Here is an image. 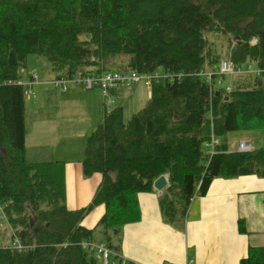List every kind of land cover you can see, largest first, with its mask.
<instances>
[{
	"label": "trees",
	"instance_id": "1",
	"mask_svg": "<svg viewBox=\"0 0 264 264\" xmlns=\"http://www.w3.org/2000/svg\"><path fill=\"white\" fill-rule=\"evenodd\" d=\"M30 56L59 80L158 75L129 120L116 106L87 136L83 175L101 182L86 208L66 206L64 162L25 159ZM223 61L240 74H220ZM218 75L229 83L217 84ZM263 75L264 0H0V264H97L81 248L93 237L81 221L100 205L111 264H122L121 229L140 220L137 194L160 176L169 219L217 177L264 178ZM239 130H262V147L229 152L225 136ZM211 138L219 140L212 155ZM238 264H264V245L248 247Z\"/></svg>",
	"mask_w": 264,
	"mask_h": 264
},
{
	"label": "rangeland",
	"instance_id": "2",
	"mask_svg": "<svg viewBox=\"0 0 264 264\" xmlns=\"http://www.w3.org/2000/svg\"><path fill=\"white\" fill-rule=\"evenodd\" d=\"M28 60L27 69L29 72L37 73L39 84L32 87L26 86L24 90L27 150L41 148L42 143L48 142L52 143L49 145L48 150L53 149L57 153L54 161L55 159L59 160V155L64 147L74 154L78 151L80 154H84L88 133H91L102 122V109L104 112L107 110L105 107L106 99L101 97L102 95L97 88L86 90L78 86L82 88V91L87 92V95H93L95 99L94 107L92 102L80 103L83 97L78 95L79 89L75 96H69L68 94H62V91L52 84V81L55 80L52 79L54 75L45 60L35 56H30ZM50 79H52V86L47 83ZM260 79L264 89V75ZM216 82L225 86L229 83V77L218 75ZM72 85H67L68 90ZM31 90L32 94L30 95ZM147 93L148 90L141 83L118 88L116 95L110 94V98L113 95L117 102L112 104L109 110L120 106L123 111V119L127 121L144 106L143 100L148 97ZM88 99L92 101L93 97L88 96ZM99 101L101 103V113L98 112ZM77 105V111H69L73 116L61 119V126L65 130L63 132L58 131V124H54L55 113L59 112V115L63 116L65 109ZM40 111L51 116L48 120L50 123L45 121L44 126L49 129L52 125L51 138L46 136L45 139H41L43 141H40V136L37 134L38 129L34 118L37 114H40ZM51 111L55 113L51 115ZM86 123H89V125ZM242 140L249 141L252 148L258 149L263 144L262 130H239L228 133L225 136L228 151H237L238 142ZM155 192L157 190L153 189L151 192L137 194L140 220L125 225L121 229L120 249L117 255L122 264L136 263L132 260L136 259V256L141 257L139 261H147L153 264H186L185 234H220L222 236L240 234L246 244L249 243L251 246L264 245V242H256L257 238H264L263 177L256 175L232 178L217 177L212 181L207 195L200 198L195 197L184 215L179 216L177 219H169L165 216L160 204L163 193L158 197ZM177 209L178 211L181 210L178 206ZM91 211L85 218L92 214ZM98 222L92 228V244L106 246L103 236L104 230L98 225ZM254 234H257L256 237H254ZM91 253L97 264H105L102 257L97 255L96 252ZM217 254L218 248L215 246L209 256L202 251V259L203 261L209 260L211 263L223 264L228 262L223 257H217ZM114 255L111 252L108 261ZM243 255L245 256L246 252ZM109 263L111 264V261Z\"/></svg>",
	"mask_w": 264,
	"mask_h": 264
},
{
	"label": "crops",
	"instance_id": "3",
	"mask_svg": "<svg viewBox=\"0 0 264 264\" xmlns=\"http://www.w3.org/2000/svg\"><path fill=\"white\" fill-rule=\"evenodd\" d=\"M32 73H34V76L35 75L37 76V79L32 84L33 86L35 84H39V81H38L37 73L36 72H32ZM52 79H54V77ZM52 79H50L47 82L50 86H52L51 85ZM22 81L24 85H27L26 83L27 77L23 76ZM118 88H121V86L115 88L111 93L113 95H116V91ZM81 89L82 88H79L78 86L72 85V87H70L69 90L67 89V91L62 92V94H68L69 96H75L76 93L79 91L78 95L83 97V100L80 103H83V102L91 103L92 102L93 107H94L95 106L94 96L91 94L87 95V92L82 91ZM31 94H32V90L30 92V95ZM113 95H111V97L114 100V103H116L117 101L115 100ZM88 96H92L93 100L90 101L88 99ZM147 98L143 100L144 103H146ZM70 110L77 111L78 105L71 106L70 108L65 109L63 112L64 114L63 116L59 115V112L55 113L51 111L52 113L51 115L55 113L54 124L55 123L58 124V127H57L58 131L63 132L65 130L63 126H61V119L63 117L69 118L73 116L72 114L69 113ZM98 112L101 113L100 101L98 104ZM103 112L104 110L102 109V117H103ZM84 116L86 117V115ZM50 117L51 116H48V114L44 113L43 111H40V114H37L34 117L35 124L38 129L37 134L40 136V141H43L41 139H45L46 136H50L49 138H51L52 125L49 129H47L44 126L45 121L47 122ZM47 123H50V121H48ZM87 125H89V123ZM24 126H25V112H24ZM89 134L90 133H88V135ZM25 135H26V132H25ZM51 144L52 143H48V142L42 143L43 146L41 148L32 149L31 151L29 150L30 151L29 152L26 147V136H25V159L26 161L27 162L54 161V157L56 156L57 153H55L53 149H51V151L48 150V147ZM236 150L238 151V148ZM83 156L84 154L82 153L80 154L79 151L78 153L74 154L72 151H69L68 148L64 147L62 149V153L59 155V160L55 159V161H61V162H64L65 164L64 172H65L66 206L70 210H78V209L86 208L92 201L94 193L99 183L101 182V175L99 173H95L89 177H85L83 175L82 163L80 162ZM166 187L161 191L155 192V194H157V196L160 197L162 193L164 194ZM138 205H139V201H138ZM90 213H92L90 216H88L87 218L84 217L83 220L81 221V224L84 225V227L88 229H92L93 226L96 224V222H98L99 219L102 217L104 213V207L102 205L97 206ZM185 235H186V245H185L184 252L186 254V264H220V263H211L209 260L203 261L202 259V251H204V253L207 256H209L215 246H217L218 248L217 257H223L225 258V260H228L227 263L225 262L223 264H238L239 260L244 257L243 254L247 252V249H248L247 247L251 246L249 243L247 244L245 243V241L243 240L242 236H240V234H227L226 236H222L220 234H185ZM254 235H255L254 237H256L257 234H254ZM256 242L263 243L264 238H257ZM119 249H120V246H119ZM118 254H119V251H118ZM140 258L141 257L136 256V259H132L136 261V263L132 261L131 262L135 264H153V263H148L147 261L146 262L139 261Z\"/></svg>",
	"mask_w": 264,
	"mask_h": 264
},
{
	"label": "built area",
	"instance_id": "4",
	"mask_svg": "<svg viewBox=\"0 0 264 264\" xmlns=\"http://www.w3.org/2000/svg\"><path fill=\"white\" fill-rule=\"evenodd\" d=\"M220 74L222 75H228V76H234L240 74V72H234V65L231 62L223 61L220 65ZM256 74H260L262 72H255ZM158 76L157 74L151 76V75H145V74H137V73H117V72H108L104 73L100 76H94V75H87L84 77H76L71 80H59L55 79L52 81V84L56 86L58 89H60L62 92L67 91V85L73 84L75 86L82 87L86 90H92L94 88H97L102 97L106 99L105 107L108 108L112 106L114 100L110 98V94L112 90L119 86L124 85H130V84H136L141 83L144 87L149 88L151 85V82L154 77ZM37 79V76H34V79L32 82L28 83V85H32L35 80ZM227 90H230V86L227 88ZM219 144V140L216 138H211L210 142L205 144L206 148L208 149L207 153L212 155L214 153V148ZM239 152H250L253 150L251 144L249 141H239L237 145ZM12 246L14 249L20 251L23 249L22 246L13 243ZM81 248L87 251L96 252L97 255L101 256L104 263L106 264L109 257H110V250L105 245L96 246L93 245L91 241L89 242H82Z\"/></svg>",
	"mask_w": 264,
	"mask_h": 264
},
{
	"label": "water",
	"instance_id": "5",
	"mask_svg": "<svg viewBox=\"0 0 264 264\" xmlns=\"http://www.w3.org/2000/svg\"><path fill=\"white\" fill-rule=\"evenodd\" d=\"M168 185L167 175L160 176L153 183V188L157 191L163 190Z\"/></svg>",
	"mask_w": 264,
	"mask_h": 264
}]
</instances>
